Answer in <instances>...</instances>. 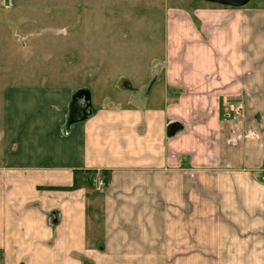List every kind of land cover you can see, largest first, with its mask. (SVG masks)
<instances>
[{
  "label": "crops",
  "instance_id": "obj_1",
  "mask_svg": "<svg viewBox=\"0 0 264 264\" xmlns=\"http://www.w3.org/2000/svg\"><path fill=\"white\" fill-rule=\"evenodd\" d=\"M262 55L264 7L193 2L165 11L157 102L81 117L72 88L8 86L0 264H264Z\"/></svg>",
  "mask_w": 264,
  "mask_h": 264
},
{
  "label": "rangeland",
  "instance_id": "obj_2",
  "mask_svg": "<svg viewBox=\"0 0 264 264\" xmlns=\"http://www.w3.org/2000/svg\"><path fill=\"white\" fill-rule=\"evenodd\" d=\"M193 2L205 3L5 0L0 8V130L4 90L13 83L72 88L73 106L85 105V111L103 103L138 104L145 98L157 102L159 84L149 82L163 56L165 11ZM243 7H264V0H249ZM263 60L264 55L258 62L259 75H264ZM121 80H127L131 89L119 88ZM241 98L243 116L246 100ZM93 217L89 204L90 238L100 229Z\"/></svg>",
  "mask_w": 264,
  "mask_h": 264
},
{
  "label": "water",
  "instance_id": "obj_3",
  "mask_svg": "<svg viewBox=\"0 0 264 264\" xmlns=\"http://www.w3.org/2000/svg\"><path fill=\"white\" fill-rule=\"evenodd\" d=\"M201 1L208 3V4H214V5H218L222 7H231V8H240L249 2V0H201ZM84 107L85 106H82L77 109V111L78 110L80 111L81 117H85L90 114L89 110L82 111V109H85Z\"/></svg>",
  "mask_w": 264,
  "mask_h": 264
},
{
  "label": "built area",
  "instance_id": "obj_4",
  "mask_svg": "<svg viewBox=\"0 0 264 264\" xmlns=\"http://www.w3.org/2000/svg\"><path fill=\"white\" fill-rule=\"evenodd\" d=\"M243 112H244V104L239 99L234 103L231 113L227 114L225 119L229 121H235L242 117ZM94 183L98 190H100L103 186H105L104 180L101 177L95 178Z\"/></svg>",
  "mask_w": 264,
  "mask_h": 264
},
{
  "label": "trees",
  "instance_id": "obj_5",
  "mask_svg": "<svg viewBox=\"0 0 264 264\" xmlns=\"http://www.w3.org/2000/svg\"><path fill=\"white\" fill-rule=\"evenodd\" d=\"M103 180H107V172L106 171H101L100 172V175H99ZM75 187V185H73L72 187H70L69 189H71V188H74Z\"/></svg>",
  "mask_w": 264,
  "mask_h": 264
}]
</instances>
